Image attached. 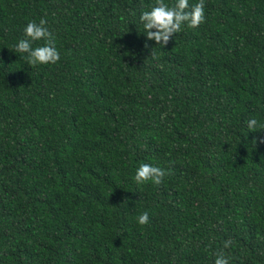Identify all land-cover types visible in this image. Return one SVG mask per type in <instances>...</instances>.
Segmentation results:
<instances>
[{
    "label": "trees",
    "instance_id": "16d2710c",
    "mask_svg": "<svg viewBox=\"0 0 264 264\" xmlns=\"http://www.w3.org/2000/svg\"><path fill=\"white\" fill-rule=\"evenodd\" d=\"M154 3L0 0V264H264V0L145 47ZM41 18L60 60L30 65Z\"/></svg>",
    "mask_w": 264,
    "mask_h": 264
},
{
    "label": "clouds",
    "instance_id": "9594fccd",
    "mask_svg": "<svg viewBox=\"0 0 264 264\" xmlns=\"http://www.w3.org/2000/svg\"><path fill=\"white\" fill-rule=\"evenodd\" d=\"M204 20L205 0H196L191 4L189 0H174V3L155 0L154 4L139 14V21L143 26L145 47L148 46L147 41H154L161 46L167 45L169 39L182 30V26L195 28ZM47 23L44 18L38 22L28 21L23 28V36L11 45V50L20 54V57L26 59L30 65L55 64L60 60V52ZM41 41L43 43H40ZM246 125L250 131L264 129V126L255 117L248 118ZM260 142L264 143V138ZM164 176L165 171L161 167L142 163L136 168L133 179L138 185L149 180L158 185ZM136 220L140 225L147 224L149 222L148 212H142ZM229 243V241H225L224 246L227 247ZM214 264H230L229 257L225 256L222 251L218 252L215 255Z\"/></svg>",
    "mask_w": 264,
    "mask_h": 264
}]
</instances>
